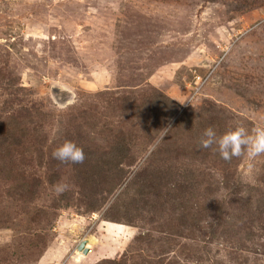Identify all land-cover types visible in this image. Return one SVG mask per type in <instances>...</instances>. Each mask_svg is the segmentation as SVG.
Listing matches in <instances>:
<instances>
[{
  "label": "rangeland",
  "instance_id": "rangeland-1",
  "mask_svg": "<svg viewBox=\"0 0 264 264\" xmlns=\"http://www.w3.org/2000/svg\"><path fill=\"white\" fill-rule=\"evenodd\" d=\"M210 126L264 128V0H0V264H264V154Z\"/></svg>",
  "mask_w": 264,
  "mask_h": 264
},
{
  "label": "clouds",
  "instance_id": "clouds-1",
  "mask_svg": "<svg viewBox=\"0 0 264 264\" xmlns=\"http://www.w3.org/2000/svg\"><path fill=\"white\" fill-rule=\"evenodd\" d=\"M199 146L214 150L224 161H230L244 154L252 159L264 154V128L257 127L249 131L244 126H237L218 135L217 131L210 126L203 130ZM51 155L59 163L68 165L83 164L86 159L83 147L70 139L63 140ZM69 187L68 183L63 182L52 185L57 195L63 194Z\"/></svg>",
  "mask_w": 264,
  "mask_h": 264
},
{
  "label": "trees",
  "instance_id": "trees-1",
  "mask_svg": "<svg viewBox=\"0 0 264 264\" xmlns=\"http://www.w3.org/2000/svg\"><path fill=\"white\" fill-rule=\"evenodd\" d=\"M156 96H157L156 98L147 99L146 101H144L146 103L144 107L143 106L140 107V104H138L140 112H150L154 119L153 122L159 125L157 133L155 135L165 130V128L168 126L170 121L176 116V114L179 112V109H180L179 105L174 100L167 97L166 95L162 93H158ZM189 115H192V114L191 113L189 114L187 112L185 113V116H186L185 122H189L191 120V117ZM79 140H81V137H77L75 142H77L78 144L81 143V141L79 142ZM82 143L83 145L81 147H83L85 156H86V159L83 164L87 163L89 166H91V168L93 167L100 168L99 166H101L102 164L100 160L104 159L103 154L92 149L91 142L84 140L82 141ZM113 155L114 153L113 154L110 153L106 157H111ZM120 163H122L121 159L118 161L117 166H119ZM78 166L81 167L80 164H78ZM92 210H95V209H92Z\"/></svg>",
  "mask_w": 264,
  "mask_h": 264
}]
</instances>
